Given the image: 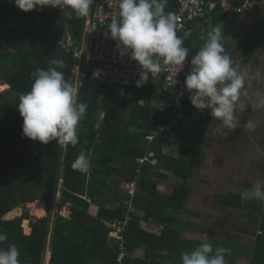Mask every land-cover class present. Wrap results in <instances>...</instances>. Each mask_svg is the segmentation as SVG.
Returning <instances> with one entry per match:
<instances>
[{"label": "trees", "instance_id": "1", "mask_svg": "<svg viewBox=\"0 0 264 264\" xmlns=\"http://www.w3.org/2000/svg\"><path fill=\"white\" fill-rule=\"evenodd\" d=\"M61 13V9L51 7L25 12L15 5L14 0H0V49L14 50L10 54L0 53V63L13 70L4 84H8L11 93L16 96L15 100H11L0 94V232L8 236L7 241L0 243V248L7 249L9 244L15 243L21 264H44L48 239L51 238L49 264H116L118 242L109 236L110 231L103 225L102 220L123 217V202L128 196L120 191L121 181L133 180L141 175L137 172V158H142L153 149L159 148L162 139L150 143L146 136L168 122L169 112L160 108L150 109L149 106L140 108L137 102L130 100L132 111L126 115V111L117 110L121 103L118 87L95 86L86 82L77 99V102L86 103L88 108L83 120L78 124L79 142L76 145L68 143L64 150L63 144L55 140L44 145L24 137L23 119L17 104L19 95L31 89L34 82L31 74L36 69L47 70L49 67H56L51 65L50 61L59 59L64 62V67L57 70L63 72L68 81L74 63L72 56L60 49L59 42L66 33V24L74 37H80L85 17H76L73 12L71 18H68ZM134 90L132 93L138 98L145 95L148 101L161 97L156 90L147 93ZM184 103L187 110L186 119L181 125L183 133L185 129L199 126L205 120V112L196 109L189 98ZM101 110L106 112L104 121L98 119V112ZM171 137L177 142L183 136L173 133ZM81 150L87 154L90 161L86 173L71 166ZM156 151L158 164L143 165V178L138 181L135 198L149 196L155 198L157 204L164 200L177 212L187 196L186 183L190 173H179V170L185 168L183 158H170L164 156L160 150ZM63 156L66 157V165L61 198L60 203L56 205L58 211L50 231L52 206L60 185ZM115 165L122 167L116 169ZM162 165L168 166L183 177L182 184L176 187L169 197L159 195L157 187L145 179L147 175L156 176L151 170ZM187 169L189 170V166ZM114 173L122 179L116 181L114 188L115 199L119 201L120 206L113 209L99 207L97 213L89 219L91 204L88 199L101 194L105 180ZM96 183H99L100 187H97ZM83 196H86L87 200L83 199ZM38 200L47 203V215L31 222L30 234H26L22 227V221L31 217L27 211L22 218L4 219L5 215L14 209ZM66 203L72 204L69 218L60 214ZM162 218L167 217L160 215L156 221L167 226L160 237L145 233L140 228L138 218H133L125 235L128 250L143 244H147L148 248L159 249L158 244L166 241L173 223V220ZM252 263L259 264L255 260ZM125 264H135V261L127 256Z\"/></svg>", "mask_w": 264, "mask_h": 264}, {"label": "crops", "instance_id": "2", "mask_svg": "<svg viewBox=\"0 0 264 264\" xmlns=\"http://www.w3.org/2000/svg\"><path fill=\"white\" fill-rule=\"evenodd\" d=\"M171 1L167 0L165 11L175 14L177 6ZM93 6L94 0L90 10ZM87 21L88 16L84 19L80 37H74L67 25L62 39L75 48L85 47ZM216 26L221 28L225 52L232 57L241 70L247 69L250 72V77L246 80L235 102L236 127L234 129L225 127L220 120L211 117L209 110L205 109L203 110L205 120L202 124L185 129L183 133V128L181 129L183 121L173 131L183 136L180 141H173L172 133L161 139L159 148L153 149L144 156L148 157V161L143 165L152 164L153 166L158 164L155 158L156 149L160 150L164 156L174 159L183 158L185 168L179 170V173L190 174L186 183L187 196L177 212H174L164 200L157 204L155 198L149 196L135 198L134 218H138L139 222L145 224L148 229H142L145 233L157 237L162 235L167 224L156 221L159 220L157 218L160 215L167 217L162 219L173 220L171 233L166 241L158 244L159 249L148 248L147 244H143L128 251V257L135 261V264H182L181 253H190L202 243L212 244L214 250L220 246L227 247L230 251V255H225L227 264H253L254 260L264 264V199L253 198L242 201L240 197L242 189L252 188L258 181L264 188V103H262L264 101V7L255 6L242 15L211 12L205 20L189 24L185 32L177 34L183 41V46L189 49V61L204 45L209 32ZM160 63H164L163 59ZM257 70L262 73L259 79L251 75ZM149 79L139 87L136 84L131 88L118 87L120 106L124 108L130 106L127 101L124 102L127 98L133 103L137 102L140 108L149 106L150 109L165 110L161 107V103L165 101L164 81L150 75ZM83 85L76 87V99ZM133 90L144 93L156 90L161 97L148 101L145 95L138 98L132 93ZM140 100L145 101L146 104L142 106L139 103ZM186 110L185 105V119ZM105 116V111L98 112L100 121H104ZM247 122L255 124L254 131L244 127ZM67 144L62 145L64 150ZM62 163L60 185L56 201L53 203L55 205L52 206L55 211L52 210L50 231L53 229L55 213L58 211L56 205L60 203L66 165L65 156L62 158ZM143 165L139 164L138 170L142 169ZM121 167L122 165H115L116 169ZM151 171L157 175H147L145 179L150 180L157 187L159 195L171 196L174 189L183 182V177L166 165ZM140 174L139 179H142L143 172ZM117 180L122 179L118 174H111L105 180L101 194L88 199L91 204L89 219L97 213L99 207L113 209L118 206L119 201L115 199L114 193ZM123 181L127 180H122L121 183ZM96 186L100 187V184L96 183ZM82 198L87 200L86 196ZM29 204L33 205V203ZM44 204L47 203L44 202ZM71 206V203H66L62 207L67 213L66 216L62 213L63 217H70ZM48 241L51 243V238ZM50 243L48 260L51 259Z\"/></svg>", "mask_w": 264, "mask_h": 264}, {"label": "clouds", "instance_id": "3", "mask_svg": "<svg viewBox=\"0 0 264 264\" xmlns=\"http://www.w3.org/2000/svg\"><path fill=\"white\" fill-rule=\"evenodd\" d=\"M14 3L25 12L44 7L59 8L71 18L73 12L76 17L88 16L93 0H14ZM166 6L167 0H118V18L112 19L107 26L117 46L141 66L140 78L136 81L138 87L148 81L150 74L161 71V59L164 64L181 69L189 56V49L176 35V16L166 12ZM65 9L70 11L65 12ZM50 64L56 67L36 69L31 74L34 82L30 91L18 97L17 107L23 119L22 135L44 145L52 140L76 145L79 142L77 127L88 105L77 102L76 87L57 70L64 67V62L55 59ZM190 65L191 71L184 81L190 93V103L198 110H209L211 117L234 129L235 102L250 72L241 70L225 52L219 26L209 32L204 45L190 59ZM99 74V70L93 73L94 76ZM251 75L259 79L262 73L257 70ZM244 127L255 130L252 122H247ZM71 166L88 172L90 161L87 154L81 150ZM240 197L242 201L264 199V188L258 181L252 188L242 189ZM7 240V234L0 232V243ZM225 255H230L229 249L220 246L214 250L212 244L202 243L190 253L182 252L181 261L182 264H227ZM0 264H21L15 243L9 244L7 249L0 248Z\"/></svg>", "mask_w": 264, "mask_h": 264}, {"label": "built area", "instance_id": "4", "mask_svg": "<svg viewBox=\"0 0 264 264\" xmlns=\"http://www.w3.org/2000/svg\"><path fill=\"white\" fill-rule=\"evenodd\" d=\"M176 3V34L185 32L188 25L200 20H205L211 12L220 14L242 15L246 10L255 6L264 7V0H242L239 3L231 0H172ZM118 0H94L88 21L86 23V45L75 48L66 40L59 43L60 49L72 56V65L68 82L75 87H80L85 82L92 85H110L122 88H131L140 78L141 66L130 59V54L117 46V41L110 37L107 26L112 19L118 18ZM99 70V76H94V71ZM191 71L190 61L187 58L179 69V66L161 64V71L150 76L163 80L165 87V101L161 107L169 112L167 123L160 125L146 136L149 142L159 138H165L173 133L185 119V100L190 93L186 90L184 81ZM175 80V83L173 81ZM181 93H183L181 95ZM143 106L145 101L140 100ZM148 157L139 158L143 165ZM141 172V168L137 171ZM139 176L131 181H123L120 189L128 198L123 202V217L121 219L102 220L103 225L109 229V236L118 242L116 264H125L128 256V248L125 240L128 227L134 218V200L138 191ZM120 206V204H118ZM140 228L148 230L143 222Z\"/></svg>", "mask_w": 264, "mask_h": 264}, {"label": "rangeland", "instance_id": "5", "mask_svg": "<svg viewBox=\"0 0 264 264\" xmlns=\"http://www.w3.org/2000/svg\"><path fill=\"white\" fill-rule=\"evenodd\" d=\"M67 11V9H65V12ZM61 14H63V12L61 13ZM66 26H67V24H66ZM71 33V32H70ZM12 52H14V50L12 49V48H6V49H0V53L1 54H10V53H12ZM12 69H11V67H8V66H6V65H4V64H1L0 63V83H5L6 81H7V79L11 76V72L13 71H11ZM11 71V72H10ZM10 86L8 87V89H6V90H4V91H1L0 90V94H3V95H6L8 98H10L11 100H15V98H16V96L15 95H13L12 93H11V90H10ZM126 93V92H125ZM125 101L124 102H126L127 101V103L130 105L129 107H127V108H124L123 106H119V107H117V110H124V111H126V115H129L130 114V112L132 111V102L129 100V99H127V98H125L124 99ZM78 128V127H77ZM122 192V191H121ZM41 201V200H40ZM42 202V204H43V201H41ZM55 205V204H54ZM66 207V206H65ZM37 208H38V206H37V204H36V202H34L33 203V205L32 204H26L25 206H21L20 208H19V211H18V215L17 216H13V217H9V219L8 218H6V216L4 217V219L5 220H13V219H15V218H22L23 217V215H24V213L27 211L28 213H29V215L31 216L30 217V219H28L27 220V226H26V228L24 227V225H23V222H24V220L22 221V227L24 228V231H25V233L26 234H30L31 232H32V229H31V222L32 221H36V219H38V218H43V217H45L46 216V213H47V210L45 209V208H47V204H44V206H43V210H44V215L43 216H38L37 214H36V210H37ZM54 208V207H53ZM53 211H55V209H53ZM32 212H34L33 214H32ZM69 212V211H68ZM64 214L65 216L67 215V213L66 212H64V208H62V210H61V213L60 214ZM28 227V228H27ZM49 243H50V241H48V246H47V249H46V253H45V257H44V264H48L47 263V261H49L48 260V250H49V247H50V245H49ZM51 244V243H50ZM216 247H217V245H216ZM224 247V246H223ZM225 248H227V247H225Z\"/></svg>", "mask_w": 264, "mask_h": 264}, {"label": "bare ground", "instance_id": "6", "mask_svg": "<svg viewBox=\"0 0 264 264\" xmlns=\"http://www.w3.org/2000/svg\"><path fill=\"white\" fill-rule=\"evenodd\" d=\"M7 88H8V85H7V84H4V83L0 84V90H1V91L6 90ZM36 204H37V206H38V208H37V210H36V214H37L38 216H43V215H44V210H43L44 202H43V204H42L41 201H38V202H36ZM18 211H19V208H16V209H14L13 211L7 213L5 216H6V218H8V219H9V217L17 216V215H18ZM40 218H41V217H40ZM27 223H28L27 220H24L23 225H24L25 228H26V226H27ZM27 228H28V227H27Z\"/></svg>", "mask_w": 264, "mask_h": 264}]
</instances>
